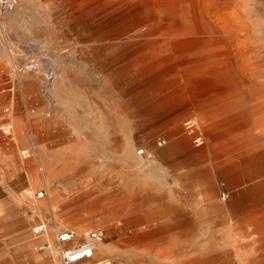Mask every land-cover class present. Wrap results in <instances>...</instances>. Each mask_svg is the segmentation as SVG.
<instances>
[{
    "label": "rangeland",
    "instance_id": "obj_1",
    "mask_svg": "<svg viewBox=\"0 0 264 264\" xmlns=\"http://www.w3.org/2000/svg\"><path fill=\"white\" fill-rule=\"evenodd\" d=\"M147 1L19 0L0 17V264H62L36 248L39 222L102 227L112 264H264V0H195L200 46L158 55ZM35 120L64 128L33 141Z\"/></svg>",
    "mask_w": 264,
    "mask_h": 264
},
{
    "label": "built area",
    "instance_id": "obj_2",
    "mask_svg": "<svg viewBox=\"0 0 264 264\" xmlns=\"http://www.w3.org/2000/svg\"><path fill=\"white\" fill-rule=\"evenodd\" d=\"M19 0H0V17H4L17 8ZM38 61H31L16 68L17 72L23 70L32 71L39 68ZM47 81L50 84L52 74H49ZM186 129L190 132L194 131L195 123L189 119L185 122ZM196 145L204 143L203 136L196 135L193 139ZM165 140H160L159 145H162ZM23 159L29 158L33 154L31 148H24L20 151ZM138 154L145 155L144 148L138 150ZM46 195V191L41 189L36 192L35 197L42 199ZM48 226L44 222H39L32 226L31 232L35 237H43L44 240L39 242L36 248L40 251H47L57 257L62 264H112L111 260L98 259L99 255L97 249L99 245L103 244L106 240V232L102 227L89 229L81 234L77 233L74 229L63 228L55 231L53 240L45 237L48 233Z\"/></svg>",
    "mask_w": 264,
    "mask_h": 264
},
{
    "label": "bare ground",
    "instance_id": "obj_3",
    "mask_svg": "<svg viewBox=\"0 0 264 264\" xmlns=\"http://www.w3.org/2000/svg\"><path fill=\"white\" fill-rule=\"evenodd\" d=\"M145 4L146 7L144 6V9L142 11L143 14L141 13V15H136L137 21L140 22V21L148 20L150 22H153L154 20H156L158 22H156L150 28L156 30V35H158L159 31L162 30L163 32H166V35L169 37L167 39L166 38L164 39L165 46L160 45L155 47L154 50H152V52L155 53L156 55L163 54V52H165V50H168L169 48L178 51L180 50L185 51L187 49L196 48L200 45H197L196 40L191 38L196 36V34L200 33L202 30L205 31L211 29L209 27L210 22H208L206 18L203 16L201 8H199V5L196 3L195 0H184V1L173 0V1L163 2L160 4L154 0H150L145 2ZM162 8H165L163 10L166 15L160 14ZM148 35L151 36V34ZM212 43H213V45H211L212 47H214L215 49L219 48L217 50L218 53L224 52V50L221 47L222 41L220 39H216L215 41H212ZM147 56L149 57V55ZM200 87L204 88L203 86ZM151 163H153L152 165L154 167L155 162L152 161ZM44 204L46 205L45 202ZM45 237L49 240H53L54 237L53 231L52 233H49L48 231Z\"/></svg>",
    "mask_w": 264,
    "mask_h": 264
},
{
    "label": "crops",
    "instance_id": "obj_4",
    "mask_svg": "<svg viewBox=\"0 0 264 264\" xmlns=\"http://www.w3.org/2000/svg\"><path fill=\"white\" fill-rule=\"evenodd\" d=\"M0 47H1L0 50L3 51V48H4L3 42H1ZM5 84H7V82H5L2 77H0V87L4 86ZM24 84H25V88H24V93H23L24 94L23 99L25 100V103H27V104L32 103V105H35L37 107H41L44 102L42 100L43 96H42V92H40L39 83L37 81H33L32 79H26V80H24ZM2 95H3V90H0V107L2 105V102H1ZM10 102H11L12 106H14L13 100H11ZM27 104H25V106ZM3 120H4V117H0V123L3 122ZM34 124H35L34 127H31V129H30L31 133L36 135V136L32 135L33 139L31 138V140H33V141H36L37 139L42 140L44 137H46V139H43V140L49 142V141H51V138H53L52 133L55 129L58 130V129L64 128V126L55 127V128H53L51 126L47 127L46 125H44L42 122H40L38 120H35ZM47 135H49V136H47ZM4 137H6V136L0 137V146H2L7 141V139ZM62 138H63V136H62ZM40 152L44 153L43 149H40ZM191 168L194 170L197 169V167H193V166ZM37 211L41 212L40 204H38V207L36 209L35 208L33 209V213L37 212ZM103 244H101L97 250V253L99 256H105V252H106L107 248H105V247L103 248Z\"/></svg>",
    "mask_w": 264,
    "mask_h": 264
}]
</instances>
